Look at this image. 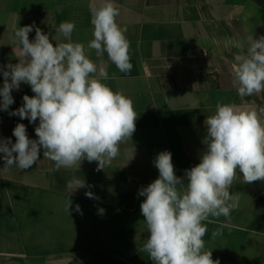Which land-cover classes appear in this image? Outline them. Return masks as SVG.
I'll return each instance as SVG.
<instances>
[{
  "label": "crops",
  "instance_id": "0c3cea01",
  "mask_svg": "<svg viewBox=\"0 0 264 264\" xmlns=\"http://www.w3.org/2000/svg\"><path fill=\"white\" fill-rule=\"evenodd\" d=\"M92 2L0 0V69L20 59L11 39L17 27L33 25L31 41L36 27L51 39L61 22H74L71 42L82 43L89 58L105 67L109 78L102 82L129 97L138 116L131 140L99 171L98 162L87 160L80 168L57 170L42 148L31 168H4L0 153V264H153L141 250L149 233L140 208L145 197L138 193L159 177L156 156L171 152L175 174L187 183L185 170L200 163L204 121L217 103L264 107V92L240 96L232 74L240 51L235 43L243 42L246 52L249 36H264V0H112L120 10L117 23L127 27L133 65L128 73L106 52L98 57L88 48L94 38ZM57 39L69 42L62 35ZM3 80L0 71V88ZM25 94L34 95L22 82L12 90L8 111L0 109V140L15 143L18 123L30 139H38L39 120L9 115L23 106ZM74 177L88 187L70 194L68 212L75 185L67 184ZM86 191L99 199L88 198ZM230 191L239 193L238 207L230 218L202 222L205 248L220 264H264V181L244 184L238 172ZM217 229L221 235L213 237Z\"/></svg>",
  "mask_w": 264,
  "mask_h": 264
},
{
  "label": "clouds",
  "instance_id": "9594fccd",
  "mask_svg": "<svg viewBox=\"0 0 264 264\" xmlns=\"http://www.w3.org/2000/svg\"><path fill=\"white\" fill-rule=\"evenodd\" d=\"M89 10L94 38L88 48L98 57L106 52L120 72H130V43L127 27L117 23L119 8L112 0L99 5L93 0ZM33 27H17L11 37L20 59L0 69L4 78L0 109L8 111L14 103L12 90H18L22 82L28 84L34 95L25 94L23 106L9 115L30 123L39 120L38 139H30L26 126L18 123L13 129L15 143L11 138L0 140L4 168H31L40 160L42 148L43 157L53 161L57 170L80 168L84 160L98 162L97 171L102 170L136 131L133 101L103 83L109 78L105 67L89 58L82 43L71 42L74 22H61L51 39L36 27L30 41ZM61 35L69 42H59ZM235 47L240 50L232 64L238 94L264 92V36H249L246 52L243 42H236ZM215 107V113L204 121L207 131L200 163L185 170L187 183L175 174L172 154L165 150L153 161L159 177L139 190V196L145 197L140 208L149 233L141 250L153 264H220L212 258V250L205 248L207 227L202 222L212 223L210 216L230 218L238 207L239 193L230 191L238 172L244 184L264 181V107L221 103ZM74 185L68 194V212L70 194L88 187L84 179L75 177L67 187ZM85 195L99 199L91 191ZM75 210L82 214L79 205ZM218 235L220 229L213 232V237Z\"/></svg>",
  "mask_w": 264,
  "mask_h": 264
}]
</instances>
